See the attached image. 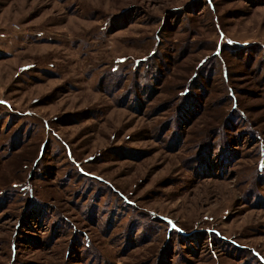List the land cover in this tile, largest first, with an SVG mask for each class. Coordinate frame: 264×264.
I'll use <instances>...</instances> for the list:
<instances>
[{
	"label": "rangeland",
	"instance_id": "rangeland-1",
	"mask_svg": "<svg viewBox=\"0 0 264 264\" xmlns=\"http://www.w3.org/2000/svg\"><path fill=\"white\" fill-rule=\"evenodd\" d=\"M0 264H264V0H0Z\"/></svg>",
	"mask_w": 264,
	"mask_h": 264
}]
</instances>
